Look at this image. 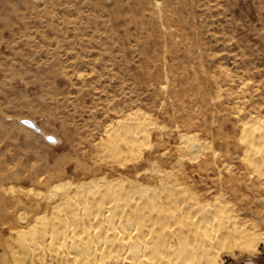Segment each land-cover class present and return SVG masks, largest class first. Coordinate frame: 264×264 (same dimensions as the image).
Listing matches in <instances>:
<instances>
[{
    "label": "rangeland",
    "instance_id": "1",
    "mask_svg": "<svg viewBox=\"0 0 264 264\" xmlns=\"http://www.w3.org/2000/svg\"><path fill=\"white\" fill-rule=\"evenodd\" d=\"M134 108L150 114V138L131 155L99 147ZM252 113L264 114V0H0V264H80L78 251L55 261L79 220L60 185H153L160 171L201 201L224 199L254 226L249 259L264 264V175L239 138ZM180 133L199 150L181 151ZM38 218L49 225L32 227ZM247 254L234 246L216 263Z\"/></svg>",
    "mask_w": 264,
    "mask_h": 264
},
{
    "label": "bare ground",
    "instance_id": "2",
    "mask_svg": "<svg viewBox=\"0 0 264 264\" xmlns=\"http://www.w3.org/2000/svg\"><path fill=\"white\" fill-rule=\"evenodd\" d=\"M256 114L240 122L239 138L244 157L264 175V114ZM151 120L150 114L134 108L104 126L98 145L134 154L141 141L150 138ZM19 121L40 131L32 118L22 117ZM201 145L195 134H179L181 151L197 152ZM158 176L159 181L153 185L125 176H100L60 185L62 195H74L71 198L78 197L80 203L75 205L79 220L66 224L69 230H63L60 237L68 252L55 257L56 263L75 257L78 251L82 254L80 264H87L95 254L99 260L92 264H217L221 251L238 246L248 253L244 264H257L249 256L260 236L253 225L231 212L224 199L215 196L201 201L169 173L160 171ZM67 201L53 205L54 215L68 209ZM46 221L35 219L32 227L42 228ZM48 259L51 257L44 260Z\"/></svg>",
    "mask_w": 264,
    "mask_h": 264
}]
</instances>
